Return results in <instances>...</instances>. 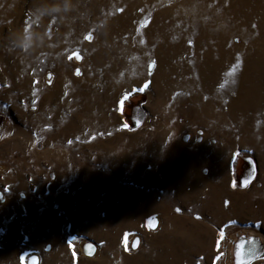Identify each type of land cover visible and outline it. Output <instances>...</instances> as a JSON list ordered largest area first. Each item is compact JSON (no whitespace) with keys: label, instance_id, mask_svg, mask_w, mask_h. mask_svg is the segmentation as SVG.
<instances>
[{"label":"rangeland","instance_id":"374dc122","mask_svg":"<svg viewBox=\"0 0 264 264\" xmlns=\"http://www.w3.org/2000/svg\"><path fill=\"white\" fill-rule=\"evenodd\" d=\"M237 253L264 264V0H0V264Z\"/></svg>","mask_w":264,"mask_h":264},{"label":"snow or ice","instance_id":"6c2138e0","mask_svg":"<svg viewBox=\"0 0 264 264\" xmlns=\"http://www.w3.org/2000/svg\"><path fill=\"white\" fill-rule=\"evenodd\" d=\"M89 39H91V37H89ZM80 57L77 56V59H79ZM77 74H79V72H77ZM145 87H147V85H145ZM235 186V185H234ZM179 211V210H178ZM197 219H200V217H197ZM223 233H221V237H223ZM241 248H243V245L240 246ZM251 255V253H250ZM237 260H238V264H248V261L246 259H244V257L242 256V254L237 253ZM33 264H36L35 261H33Z\"/></svg>","mask_w":264,"mask_h":264},{"label":"bare ground","instance_id":"6f19581e","mask_svg":"<svg viewBox=\"0 0 264 264\" xmlns=\"http://www.w3.org/2000/svg\"><path fill=\"white\" fill-rule=\"evenodd\" d=\"M209 89V88H208ZM207 102V101H206ZM203 105V104H202ZM142 159V158H141ZM137 164V163H136ZM187 256V255H186Z\"/></svg>","mask_w":264,"mask_h":264}]
</instances>
